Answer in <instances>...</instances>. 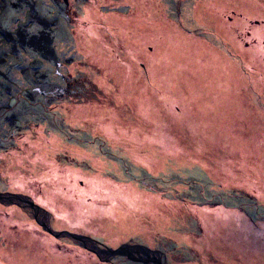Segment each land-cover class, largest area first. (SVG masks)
Returning a JSON list of instances; mask_svg holds the SVG:
<instances>
[{"label": "rangeland", "instance_id": "1", "mask_svg": "<svg viewBox=\"0 0 264 264\" xmlns=\"http://www.w3.org/2000/svg\"><path fill=\"white\" fill-rule=\"evenodd\" d=\"M0 20V264H264V0H0ZM130 186L147 205L112 217Z\"/></svg>", "mask_w": 264, "mask_h": 264}, {"label": "bare ground", "instance_id": "2", "mask_svg": "<svg viewBox=\"0 0 264 264\" xmlns=\"http://www.w3.org/2000/svg\"><path fill=\"white\" fill-rule=\"evenodd\" d=\"M150 14H153V12H151ZM145 15H147V14H145ZM148 16H150V15H148ZM108 129L112 130L113 127L111 125H109ZM153 134H156V133H153ZM154 136H156V135H154ZM160 137H163V134L161 132L157 133V138L160 139ZM167 138H170V137L167 136ZM51 140H53V139H51ZM148 157H150V156L143 157V158L148 159ZM137 191H138V189L136 187H134V186H130L127 190L124 189V190H117V191L116 190L109 191L108 194L110 196H112L111 197L112 198V205H111V208H110L111 216L112 217H116V216H118V213H121V211L127 210L128 208L132 209L133 211H136V209H135L136 207H140L141 208V207H143V204L147 205L149 200L145 198V196H144L145 193L141 191L140 192V196H136L137 195ZM102 192L105 193V191H102ZM138 198H139V200H138ZM88 208L89 207H87V211H84L85 213H88V214L79 215V216H77V218L75 220L84 221L87 218H89L90 217L89 213H92V212L89 211ZM219 214L226 215L227 217L231 215V216L235 217V221H236V216H239L237 211L228 212L227 210H224V209L223 210L219 209ZM205 215H207V214H205ZM208 221H209V223H208ZM227 223L229 225L232 224V223L234 224V220L230 219V220L227 221ZM244 223H245V221L243 220V224ZM207 224H208V228L209 229H211V230L216 229L217 230V227H216V225L214 224L213 221H210V220L207 219ZM246 224L248 225L247 222H246ZM236 226H237V224H236ZM250 238L251 237H248L249 245H251ZM248 242H247V244H248Z\"/></svg>", "mask_w": 264, "mask_h": 264}, {"label": "flooded vegetation", "instance_id": "3", "mask_svg": "<svg viewBox=\"0 0 264 264\" xmlns=\"http://www.w3.org/2000/svg\"><path fill=\"white\" fill-rule=\"evenodd\" d=\"M35 15V13H34ZM5 35H7V33H10V32H4ZM11 34V33H10ZM6 39V38H5ZM7 40V39H6ZM8 41V40H7ZM37 41H39V39H37ZM13 43V42H12ZM82 239H89V238H82ZM95 249V248H94ZM120 250L117 251V253H122L123 255H127L128 257H131V258H139L138 256H135V254L133 252H130L128 251L127 249L125 250L124 249V246L119 248ZM109 259V258H108Z\"/></svg>", "mask_w": 264, "mask_h": 264}, {"label": "trees", "instance_id": "4", "mask_svg": "<svg viewBox=\"0 0 264 264\" xmlns=\"http://www.w3.org/2000/svg\"><path fill=\"white\" fill-rule=\"evenodd\" d=\"M2 1V0H1ZM0 22H1V20H0ZM0 27H3V28H5V26H4V24H2V23H0ZM1 30V29H0ZM2 31H3V33H2ZM1 32H0V39H5V37H6V35H5V33L4 32H9L8 30H5V29H3ZM6 41V40H5Z\"/></svg>", "mask_w": 264, "mask_h": 264}, {"label": "water", "instance_id": "5", "mask_svg": "<svg viewBox=\"0 0 264 264\" xmlns=\"http://www.w3.org/2000/svg\"><path fill=\"white\" fill-rule=\"evenodd\" d=\"M48 230H49L50 232H52L53 234H56L57 236H59V232H57V231H53L51 228L48 229ZM55 232H56V233H55ZM119 248H121V247H119ZM119 248H117L116 252L120 250Z\"/></svg>", "mask_w": 264, "mask_h": 264}]
</instances>
